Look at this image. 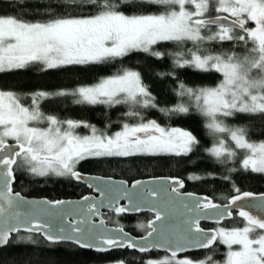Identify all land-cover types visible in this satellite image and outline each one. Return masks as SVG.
<instances>
[{
    "label": "snow or ice",
    "instance_id": "6c2138e0",
    "mask_svg": "<svg viewBox=\"0 0 264 264\" xmlns=\"http://www.w3.org/2000/svg\"><path fill=\"white\" fill-rule=\"evenodd\" d=\"M7 6L10 14L0 11V264H25L13 250L36 243L37 235L52 246L49 257L56 256L55 246L67 242L105 259L117 250L164 251L170 255L144 264H218L211 255L196 262L180 254L215 253V246L222 244L227 246L224 264H264V194L242 193L233 186L236 194L219 204L181 192L183 181L171 178L158 186L137 181L131 186L135 191L108 189L100 201L84 196L74 205L59 199L28 201L13 188L20 171L33 178L87 183L79 166L89 159L170 156L194 163L191 157L201 150L222 165L243 150L240 166L264 174V142H252L247 127L226 123L244 115L264 124V0H8ZM133 54L170 61L171 70L156 75L177 84L176 103L161 107L141 71L123 67ZM110 67L116 72L70 90H37L25 96L4 83L29 73ZM183 69L217 74L219 79L214 86L190 87L179 79ZM41 100L123 105L125 115L137 122H125L120 131L107 135L87 122L44 113ZM142 110H156L167 118L202 117L212 146L203 148L192 131L146 119ZM80 128L90 134H77ZM125 198L130 206H120ZM102 207L116 215L146 209L153 219L140 225L146 234L137 241L122 227L108 229L103 218L97 224ZM233 211L243 227L212 232L200 227L202 219L220 223L232 218Z\"/></svg>",
    "mask_w": 264,
    "mask_h": 264
},
{
    "label": "trees",
    "instance_id": "16d2710c",
    "mask_svg": "<svg viewBox=\"0 0 264 264\" xmlns=\"http://www.w3.org/2000/svg\"><path fill=\"white\" fill-rule=\"evenodd\" d=\"M8 0H0V11L11 13L7 6ZM15 7V5H13ZM38 19L40 17H37ZM171 50V49H169ZM236 51H241L239 48ZM119 66V65H118ZM123 67L132 68L145 77V82L149 85L151 92L157 98L161 107L171 106L177 101L173 90L177 84L171 78L161 79L156 75L159 72L171 70V63L168 60L163 62L149 60L142 54H133L127 59ZM117 68L110 67L107 71H75L59 72L58 74L43 75L40 73H29L28 75L16 79L6 80L4 83L22 92L25 96H30L37 90L53 91L60 88L80 86L81 84L91 85L98 79L115 73ZM179 79L190 87L214 86L218 82L217 74H203L191 69L180 70ZM29 103V101H25ZM40 109L46 114H53L62 119H73L87 122L95 126L100 132L113 135L120 131L122 124L127 122L135 124L137 121L125 115L127 106H117L107 108L106 106H77L75 104H55L47 100L40 101ZM146 119H155L163 127H179L192 131L201 141L203 148L212 146V138L206 135L203 118L198 115L179 116L167 118L156 110H142ZM226 123L230 126H244L249 130V138L252 142H264V124L258 120H252L244 115L229 118ZM80 133L83 129L79 130ZM237 157L234 161H229L227 165L214 162L207 156V152L201 150L197 155L191 157L193 162H181L182 158L160 156V157H136L122 160L118 158L89 159L81 162L79 170L85 175H98L102 177H113L122 179L129 183L150 178H175L185 182V191L197 195L210 197L215 203L225 204L228 199L236 193L234 187L243 192L254 194H264V174L254 173L244 170L240 166L244 152L236 150ZM135 160V162H133ZM232 169H235L234 171ZM208 177L202 180H191L190 176ZM18 179L13 185L16 192L28 197H45L50 200H66L79 198L88 192L81 183L66 178L51 177L48 179L33 178L20 171L17 173ZM228 176L230 179L224 180L220 177ZM217 177L218 179H213ZM106 223L113 227H122L126 232L135 237L146 234L140 225H147L153 219L151 215L142 214L137 217H127L123 215L108 214L104 217ZM230 227H242L244 223L241 219H235L228 223ZM36 243L31 245H21L13 250V255L23 260L25 264H43L48 259H58L60 264H108L123 262V264H144L146 259H161L163 255L155 253L149 256H140L137 253L126 251H116L109 258H102L92 251H83L73 245L55 246L56 256L49 257L48 245L40 236L35 237ZM42 250H44L42 252ZM8 253H5L7 256ZM211 255L218 264L225 261L226 251L221 245L216 246L215 253L203 252L192 255L194 261L206 260Z\"/></svg>",
    "mask_w": 264,
    "mask_h": 264
},
{
    "label": "water",
    "instance_id": "95a60500",
    "mask_svg": "<svg viewBox=\"0 0 264 264\" xmlns=\"http://www.w3.org/2000/svg\"><path fill=\"white\" fill-rule=\"evenodd\" d=\"M83 175L87 178V181H88L87 183H81V182H78V181H75V180L74 181L77 182V183H81V184L85 185L92 192V194L89 197H93L97 201H100L101 199H103L102 192L107 191L108 189H117L119 187H124V188H127L130 191H135L134 189H132L131 186L134 183L137 182V181H135L133 183H129V182L125 181V180L116 179V178H113V177H102V176H98V175H85V174H83ZM166 179H171V178H150V179L138 180V181L143 182L145 185L158 186V182L163 181V180H166ZM179 180H181V179H179ZM89 183H91L93 185V187H89L88 186ZM183 183H184V187L182 189H180L181 192H183L185 190V182L183 181ZM97 187H99V189L101 191H98L97 190ZM183 193H189V192H183ZM194 195L195 196H198V197H207V196H204V195H197V194H194ZM256 195H261V194H256ZM23 197L25 198V200H28V201H37V202H39V201H43V200H49L47 198H28V197H25V196H23ZM208 198L210 200H212L210 197H208ZM65 201H71L75 205V204H77L79 202H82L83 201V198H81V199H74V200H72V199H69V200L66 199ZM252 203H257L258 204L259 201H253ZM119 204H120V206H130L129 200L126 199V198L125 199H120L119 200ZM100 211H101V213L103 215L102 216H97L95 218L97 224L99 223V221H100L101 218L104 219V214L105 213L113 212L110 207H102L100 209ZM235 213H236V211H233L232 218H225L222 221H220V223H216L215 220H212V219H207V220H203L202 219L200 221V227L202 228V225L203 224L210 225V226H221L225 222H230L233 219V216H234ZM141 214H151V215H153L151 212L147 211L146 209L144 211H140V212H125V213L120 214V215H125V216H138V215H141ZM105 224H106V227L108 229H115V228H117V227L109 226L106 223V220H105ZM204 230L206 232H212L215 229H204ZM128 234L131 237H134L137 241H139L141 239V237H135V236L131 235L130 233H128ZM65 244H71V243L65 242ZM83 251H89V250H83ZM117 251H125V250H117ZM128 251H130L132 253H137L139 255H148V254L151 253L150 252V253H147V254H142V253L136 252L134 250H128ZM204 251H207V250H198V251H195V252H204ZM157 252H159V253H165V254L170 255L169 253H166L164 251H157ZM195 252L181 253L180 256H185L187 254H191V253H195Z\"/></svg>",
    "mask_w": 264,
    "mask_h": 264
},
{
    "label": "flooded vegetation",
    "instance_id": "af4514ba",
    "mask_svg": "<svg viewBox=\"0 0 264 264\" xmlns=\"http://www.w3.org/2000/svg\"><path fill=\"white\" fill-rule=\"evenodd\" d=\"M83 185V184H82ZM84 187H86L85 185H83ZM87 188V187H86ZM87 190H88V192L87 193H85L84 194V196H90L91 194H92V192L87 188ZM183 192H186L185 190L183 191ZM83 195L81 196V197H79V198H75V199H81V198H83L84 197ZM26 197V196H25ZM28 197V196H27ZM28 198H41V197H28ZM42 198H45V197H42ZM50 200V199H49ZM69 200V199H68ZM72 200H74V199H72ZM108 214H115V213H113V212H110V213H105L104 214V217L106 216V215H108ZM142 215V214H141ZM148 215H151V214H148ZM123 216H125V215H123ZM138 216H140V215H138ZM127 217H137V216H127ZM151 217L153 218V215H151ZM239 217L237 216V214L235 213L234 214V216H233V219L231 220V221H234L235 219H238ZM240 219V218H239ZM230 221V222H231ZM229 222H225L223 225H221V226H210V225H206V224H203L202 225V228H204V229H218V228H221V227H224V228H228V229H231V228H233V227H230L229 226V224H228ZM243 227V226H242ZM38 236V235H37ZM144 236V235H143ZM142 237V236H141ZM60 245H72V244H65V243H63V244H60ZM217 245H219V244H217ZM216 245V246H217ZM221 245V247H222V249H224V251H226V253H227V246L226 245H222V244H220ZM74 246V245H73ZM215 246V247H216ZM234 248H237L238 246H233ZM126 251V250H125ZM130 252V251H129ZM157 251H153V252H151L150 254H148V255H140V256H149V255H154L155 253H156ZM204 252H207V251H204ZM157 253H159V252H157ZM197 253H203V252H195V253H191V254H187V255H185V256H181V257H190L191 258V256L192 255H195V254H197ZM159 254H161V255H163V257L162 258H166L167 256H169L168 254H165V253H159ZM139 255V254H138ZM161 258V259H162ZM192 259V258H191ZM158 260V259H157ZM204 259H201L200 261H203ZM108 264H110V263H108Z\"/></svg>",
    "mask_w": 264,
    "mask_h": 264
},
{
    "label": "rangeland",
    "instance_id": "374dc122",
    "mask_svg": "<svg viewBox=\"0 0 264 264\" xmlns=\"http://www.w3.org/2000/svg\"><path fill=\"white\" fill-rule=\"evenodd\" d=\"M41 126H43V125H41ZM80 129H83V132H82V133L79 132ZM80 129H77V130H76L77 134H79V135H89V134H90L89 129H86V128H80ZM242 151H243V150H242ZM243 152H244V151H243ZM245 156H246V153L244 152V157H245ZM242 159H243V158H242ZM196 262H198V261H196ZM110 264H120V262L110 263ZM220 264H224V262H222V263H220Z\"/></svg>",
    "mask_w": 264,
    "mask_h": 264
}]
</instances>
